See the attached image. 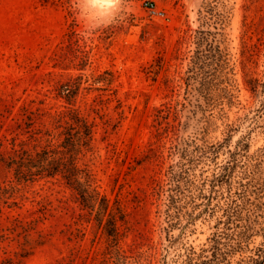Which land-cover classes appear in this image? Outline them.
Masks as SVG:
<instances>
[{"label": "rangeland", "instance_id": "obj_1", "mask_svg": "<svg viewBox=\"0 0 264 264\" xmlns=\"http://www.w3.org/2000/svg\"><path fill=\"white\" fill-rule=\"evenodd\" d=\"M116 15L109 23L85 0H0V264H184L223 233L230 194L252 215L253 232L223 264L257 256L264 0H124ZM197 30L223 34L222 66L195 68ZM70 110L96 124L80 164L110 200L117 237L108 216L100 222L60 177L19 180L2 161L22 142L41 149L46 130H63L52 115ZM229 163L231 183L214 190L211 179ZM183 167L206 182V196L193 189L176 205Z\"/></svg>", "mask_w": 264, "mask_h": 264}, {"label": "trees", "instance_id": "obj_2", "mask_svg": "<svg viewBox=\"0 0 264 264\" xmlns=\"http://www.w3.org/2000/svg\"><path fill=\"white\" fill-rule=\"evenodd\" d=\"M205 11L208 14L209 8ZM207 14L201 13L204 24L208 22ZM211 35L206 30L196 31L198 49L195 52L193 64L199 70L206 69L210 64L222 66L221 61L226 56L225 49L222 48L223 41L218 38L223 34L217 32L210 40ZM100 81L97 80V82ZM65 91H67V98L71 97L72 87L67 86ZM69 112L70 114L52 115L56 128L63 127V130L59 133L46 130L47 143L41 149H38L39 146L28 148L22 142L19 145L20 148H14L13 153L7 158L3 157L5 160L2 161L7 167L15 169L19 180L60 177L83 207L91 210L97 208L100 222L108 216V222L112 225L108 232L117 237L119 234L117 215L110 206V200L99 191L97 186H94L95 178L89 163L80 164V156H85L94 150L96 124L76 110ZM32 120L30 118V121ZM54 139H60V141L54 142ZM231 163L223 165L221 171L214 174L211 179L214 190L218 186L231 183V172L235 168V165ZM181 171L176 193L170 194L172 203L177 205L182 200L193 198L196 194L193 189L206 196L201 192L206 182L197 183L190 178V171L187 168L183 167ZM236 196L237 194L228 196L227 206L224 209L226 214L223 221V233L213 238L209 247L201 249L200 252L194 250L189 252L184 264H223L229 261V257L236 251H239L237 248L244 249V239H248L253 232L252 215L245 213L247 209L243 207L245 204L240 203ZM240 199L244 203L248 202L245 196H241ZM258 250L257 256H248L241 259L238 264H264V247Z\"/></svg>", "mask_w": 264, "mask_h": 264}, {"label": "clouds", "instance_id": "obj_3", "mask_svg": "<svg viewBox=\"0 0 264 264\" xmlns=\"http://www.w3.org/2000/svg\"><path fill=\"white\" fill-rule=\"evenodd\" d=\"M89 5L94 8L98 7L105 11V13L110 17L109 23L117 18L116 13L120 10V6L124 3V0H85Z\"/></svg>", "mask_w": 264, "mask_h": 264}]
</instances>
